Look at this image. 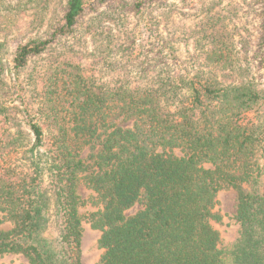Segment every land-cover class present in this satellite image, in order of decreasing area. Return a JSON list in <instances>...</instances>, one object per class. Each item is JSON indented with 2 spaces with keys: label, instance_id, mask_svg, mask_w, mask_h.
I'll use <instances>...</instances> for the list:
<instances>
[{
  "label": "trees",
  "instance_id": "1",
  "mask_svg": "<svg viewBox=\"0 0 264 264\" xmlns=\"http://www.w3.org/2000/svg\"><path fill=\"white\" fill-rule=\"evenodd\" d=\"M12 4L0 0V213L13 225L0 229V255L83 264L88 222L101 232L99 264H264V83L228 31V13L188 31L198 54L185 67L105 79L96 64L55 54L17 84L53 39H31L10 61L6 35L21 28ZM88 5L68 0L54 35L73 33ZM81 183L101 205L87 215ZM224 190L237 198L239 228L228 242L215 225Z\"/></svg>",
  "mask_w": 264,
  "mask_h": 264
},
{
  "label": "rangeland",
  "instance_id": "2",
  "mask_svg": "<svg viewBox=\"0 0 264 264\" xmlns=\"http://www.w3.org/2000/svg\"><path fill=\"white\" fill-rule=\"evenodd\" d=\"M9 1L13 3L11 7H17L9 12V17H14L21 23V28L6 35L12 53L10 61L18 46L31 39H53L50 50L30 61L26 71L20 73L17 84L26 79L28 71L40 68L41 64L55 54L94 63L105 79L127 70L140 81L149 77L164 63L185 67L198 54L187 39L188 31L222 10L230 16L226 20L227 29L233 34L237 48L243 55L249 53L256 76L264 83V0H142L141 11L135 7L136 0H88L89 5L80 16L75 31L64 36L54 35V31L63 23L68 0ZM37 17L38 23L43 20L44 24L35 26L33 23ZM151 23H157L155 26L158 34L155 31L153 36ZM103 44L114 45L118 52L103 54ZM171 48L175 50V57L164 56L162 51L167 52ZM140 69H145L147 76L143 73L141 75ZM27 87L30 92L33 91L32 86ZM14 88V84H11L12 91ZM91 153L90 145H86L83 157L89 159ZM175 153L182 155L178 149ZM79 193L84 200H89L81 207L83 214L87 215L101 207L94 202L96 193L83 183L79 186ZM217 200L216 211L222 215L223 220L215 225L227 242L232 241L239 228L235 218L236 192L221 191ZM141 208L142 205L137 204L126 213L131 215ZM12 226L0 213V229H10ZM51 233L52 227L49 234ZM100 235L101 232L92 228L90 223H84L83 264H99L103 254V250L98 247ZM0 264L29 262L21 254H4L0 255Z\"/></svg>",
  "mask_w": 264,
  "mask_h": 264
}]
</instances>
